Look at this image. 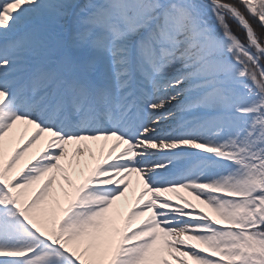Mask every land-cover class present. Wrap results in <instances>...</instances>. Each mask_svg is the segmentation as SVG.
<instances>
[{"label": "snow or ice", "instance_id": "6c2138e0", "mask_svg": "<svg viewBox=\"0 0 264 264\" xmlns=\"http://www.w3.org/2000/svg\"><path fill=\"white\" fill-rule=\"evenodd\" d=\"M0 264H264V0H0Z\"/></svg>", "mask_w": 264, "mask_h": 264}, {"label": "rangeland", "instance_id": "374dc122", "mask_svg": "<svg viewBox=\"0 0 264 264\" xmlns=\"http://www.w3.org/2000/svg\"><path fill=\"white\" fill-rule=\"evenodd\" d=\"M231 27H232V30L238 35L241 37V39H243V32L238 28V26L235 24L234 21H229ZM255 22H253V26H254ZM258 26V25H257ZM258 29H259V26H258ZM260 31V29L258 30Z\"/></svg>", "mask_w": 264, "mask_h": 264}, {"label": "bare ground", "instance_id": "6f19581e", "mask_svg": "<svg viewBox=\"0 0 264 264\" xmlns=\"http://www.w3.org/2000/svg\"><path fill=\"white\" fill-rule=\"evenodd\" d=\"M183 192V190H182ZM184 195H187L186 192H183ZM189 199H192L193 203L197 204L198 207H205V210L207 211L206 206L200 205L199 201H196L193 197H189Z\"/></svg>", "mask_w": 264, "mask_h": 264}, {"label": "trees", "instance_id": "16d2710c", "mask_svg": "<svg viewBox=\"0 0 264 264\" xmlns=\"http://www.w3.org/2000/svg\"><path fill=\"white\" fill-rule=\"evenodd\" d=\"M254 27H256V28H257V30H259V29H258V26H257V24H254Z\"/></svg>", "mask_w": 264, "mask_h": 264}]
</instances>
